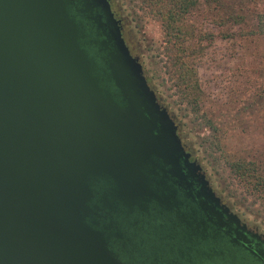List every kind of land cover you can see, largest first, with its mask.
Wrapping results in <instances>:
<instances>
[{
  "label": "water",
  "instance_id": "95a60500",
  "mask_svg": "<svg viewBox=\"0 0 264 264\" xmlns=\"http://www.w3.org/2000/svg\"><path fill=\"white\" fill-rule=\"evenodd\" d=\"M182 154L108 0H0V264H127Z\"/></svg>",
  "mask_w": 264,
  "mask_h": 264
},
{
  "label": "rangeland",
  "instance_id": "374dc122",
  "mask_svg": "<svg viewBox=\"0 0 264 264\" xmlns=\"http://www.w3.org/2000/svg\"><path fill=\"white\" fill-rule=\"evenodd\" d=\"M111 1L122 18L132 53L210 178L264 223V205L245 194L225 162L251 159L264 170V35L252 33L255 14L264 12V0H198L183 18L186 43L196 50L201 112L197 117L176 100L163 71V36L158 22L134 0Z\"/></svg>",
  "mask_w": 264,
  "mask_h": 264
},
{
  "label": "flooded vegetation",
  "instance_id": "af4514ba",
  "mask_svg": "<svg viewBox=\"0 0 264 264\" xmlns=\"http://www.w3.org/2000/svg\"><path fill=\"white\" fill-rule=\"evenodd\" d=\"M108 3L125 45L140 62L125 39L122 18ZM167 112L184 153L178 160L184 178L173 177L165 188L153 183L156 195L147 208L136 210L130 224H112L110 249L127 264H264V223L214 183Z\"/></svg>",
  "mask_w": 264,
  "mask_h": 264
},
{
  "label": "trees",
  "instance_id": "16d2710c",
  "mask_svg": "<svg viewBox=\"0 0 264 264\" xmlns=\"http://www.w3.org/2000/svg\"><path fill=\"white\" fill-rule=\"evenodd\" d=\"M136 6L155 19L162 31V53L165 57L164 73L170 87L197 117L200 114V88L194 60L196 50L186 43L183 18L198 0H134ZM254 34L264 35V12L255 14ZM205 123L208 121H204ZM210 125V124H209ZM229 175L253 201L264 205V170L255 160L232 158L225 161Z\"/></svg>",
  "mask_w": 264,
  "mask_h": 264
}]
</instances>
